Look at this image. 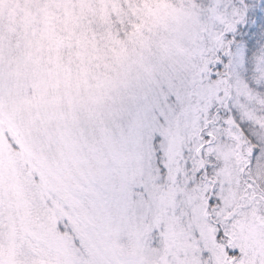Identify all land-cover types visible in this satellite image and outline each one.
Returning a JSON list of instances; mask_svg holds the SVG:
<instances>
[{
	"label": "snow or ice",
	"instance_id": "snow-or-ice-1",
	"mask_svg": "<svg viewBox=\"0 0 264 264\" xmlns=\"http://www.w3.org/2000/svg\"><path fill=\"white\" fill-rule=\"evenodd\" d=\"M0 264H264V0H0Z\"/></svg>",
	"mask_w": 264,
	"mask_h": 264
}]
</instances>
